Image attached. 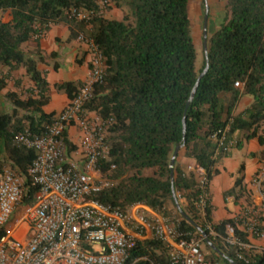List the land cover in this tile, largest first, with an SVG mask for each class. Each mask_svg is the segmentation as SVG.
<instances>
[{
	"label": "trees",
	"instance_id": "16d2710c",
	"mask_svg": "<svg viewBox=\"0 0 264 264\" xmlns=\"http://www.w3.org/2000/svg\"><path fill=\"white\" fill-rule=\"evenodd\" d=\"M187 2L108 0L105 11L112 6L122 10L115 19L98 13L97 0H0V12L10 17L0 19V67L7 68L0 69V91L9 71L17 67L32 83L25 95L15 90L2 95L7 107L0 111V173L7 167L20 175L22 201L30 202L37 189L27 174L34 151L15 138L23 131L42 134L56 115L42 109L48 101V85L37 64H47L51 56L42 54L36 43L50 24L64 21L68 38L82 32L95 43L105 63V75L82 105L86 112L112 118L105 131L107 153L98 168L107 185L92 197L120 210L141 203L178 232L200 238L192 225L196 223L226 258L246 264L224 241L227 225L244 242L246 232L236 227L233 218L212 222L207 183L218 158L227 154L233 134L255 137L262 145L260 154L264 151V0H214L213 30L206 40L208 68L185 110L184 143L174 158L170 183L168 160L181 138L185 101L203 67V56L195 62ZM72 9L91 15L86 22L77 20L69 15ZM30 41L35 44L28 47ZM235 81L239 87L233 85ZM80 84L65 80L53 88L70 99ZM241 96L249 102L237 109ZM62 144L66 152L75 147L65 131ZM184 160L203 169L204 185ZM170 185L189 220L175 209ZM237 185L241 186L240 176L234 181ZM259 187L264 201V179ZM200 243L209 260L230 264L201 238ZM132 256L144 258L137 264L165 263L168 247L148 237L136 240ZM249 264H264V251Z\"/></svg>",
	"mask_w": 264,
	"mask_h": 264
},
{
	"label": "built area",
	"instance_id": "2783aa9c",
	"mask_svg": "<svg viewBox=\"0 0 264 264\" xmlns=\"http://www.w3.org/2000/svg\"><path fill=\"white\" fill-rule=\"evenodd\" d=\"M107 4L108 0H97L99 14ZM69 15L86 22L91 11L72 9ZM75 39L86 46L88 54L84 80L42 134L23 131L15 138L34 151L27 174L37 189L30 202L22 201L20 175L9 168L0 173V264H137L144 258L132 256V250L136 240L146 234L168 247L165 263L149 264H208L200 249V238L178 232L153 210L146 214L142 210L145 205L134 203L120 210L92 197L107 185L98 168L107 153L105 131L112 118H101L82 108L92 86L105 75V63L90 38L79 32ZM233 85L239 87L240 83L235 81ZM71 124L77 126L78 135L74 149L66 152L62 132ZM261 158L257 184L264 176V151ZM187 169L199 176L200 184H205L200 166L188 165ZM199 202L203 206V198ZM261 209L263 221L252 212L240 220L246 234L264 237V201ZM9 219L12 222L8 225ZM224 241L246 264L264 251L239 239L229 225Z\"/></svg>",
	"mask_w": 264,
	"mask_h": 264
},
{
	"label": "crops",
	"instance_id": "0c3cea01",
	"mask_svg": "<svg viewBox=\"0 0 264 264\" xmlns=\"http://www.w3.org/2000/svg\"><path fill=\"white\" fill-rule=\"evenodd\" d=\"M122 11L112 6L107 10L105 16L119 19ZM10 17L1 19L7 21ZM68 26L64 21L50 24L47 29L37 38V47L42 54L50 55L47 64L38 63L37 68L44 73L48 85V101L42 109L46 113H57L67 103L68 98L63 91H56L53 84L65 80L82 82L87 71L88 54L86 46L76 39L68 38ZM34 41L28 42V47L33 46ZM3 72L6 67L1 66ZM32 85L31 81L25 75L22 67H17L9 71V77L5 87L0 91V111L6 109V102L2 98L6 90H15L22 95L26 94L28 88ZM249 98L241 96L237 103V109L246 105ZM67 138L75 143L78 135V128L74 124L66 127ZM262 145L255 137L244 138L242 134H233L231 145L227 149V154L218 158L215 168L216 172L211 176L207 183V192L209 203L211 205L210 218L212 222H218L225 218L237 220L236 227L243 229L241 221L252 212L256 213L259 220L263 221L262 203L263 196L260 191V178L258 184L255 182L258 171L263 160L261 158ZM188 165L191 161L184 160ZM240 168V172H239ZM241 177V186H234L235 179ZM234 186V191L229 192ZM142 210L146 214H152L153 211L147 206ZM23 237V234L20 235ZM148 238L144 235L140 240ZM248 244L255 250L264 248V237H254L246 234ZM202 250V249H201ZM208 264H223L220 260H209L207 251L202 250Z\"/></svg>",
	"mask_w": 264,
	"mask_h": 264
},
{
	"label": "water",
	"instance_id": "95a60500",
	"mask_svg": "<svg viewBox=\"0 0 264 264\" xmlns=\"http://www.w3.org/2000/svg\"><path fill=\"white\" fill-rule=\"evenodd\" d=\"M203 31H202V56H203V67L201 68V70L199 71V73L196 75L194 83L190 89L189 95L185 101L184 104V108H183V114H182V118H181V124H182V131H181V138L180 141L178 143H176L172 149L171 155L169 157L168 160V171H169V180L170 183H172V178H173V174H172V169H173V162H174V158L177 154V151L182 147L183 143H184V134H185V110L189 104V102L191 101L194 92L196 90V87L199 83L200 78L205 74V72L207 71L208 68V58H207V47H206V40H207V35H206V31H205V21H206V14H207V3L206 0H203ZM170 190H171V197L174 203V207L175 209L178 211V213L185 218L186 220H189L187 218V216L183 213V211L181 210V208L179 207L175 192L173 190L172 185H170ZM193 227L195 228V230L197 231V233L199 234L200 238L213 250L216 252V254H218L220 257H223L225 259L228 260V262L230 264H235L231 259H228L225 257V255L219 250L217 249L214 244L212 242H210L207 238V234L205 233V231L199 227L196 223H192Z\"/></svg>",
	"mask_w": 264,
	"mask_h": 264
},
{
	"label": "rangeland",
	"instance_id": "374dc122",
	"mask_svg": "<svg viewBox=\"0 0 264 264\" xmlns=\"http://www.w3.org/2000/svg\"><path fill=\"white\" fill-rule=\"evenodd\" d=\"M214 0H206L207 3V14H206V21H205V31L206 35L213 30V15H214ZM203 0H188L187 2V14L190 20L191 25V34L193 35V43L194 47L196 48V58L195 62L198 64L200 59L202 58V31H203ZM122 11L121 9H119ZM107 11L103 12V15L106 14ZM7 12H0V19L5 20L8 18ZM62 91V90H56ZM56 114V113H54ZM75 158L74 155L71 156ZM7 168V167H5ZM12 222V219L8 220V225ZM24 227V225L22 224ZM200 249L205 250V247L202 243H200Z\"/></svg>",
	"mask_w": 264,
	"mask_h": 264
}]
</instances>
